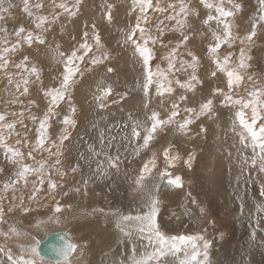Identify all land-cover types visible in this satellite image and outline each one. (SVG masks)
<instances>
[{
  "label": "rangeland",
  "instance_id": "rangeland-1",
  "mask_svg": "<svg viewBox=\"0 0 264 264\" xmlns=\"http://www.w3.org/2000/svg\"><path fill=\"white\" fill-rule=\"evenodd\" d=\"M250 1L251 5L256 7L251 6V8H248ZM257 2H259V0H150L151 6H145L142 11L141 5L143 4V0H27V12L25 11V0H3V2L0 3V16L3 17L2 19H0V113H4L5 118H8L11 112L15 111L16 117L14 119L12 118L10 121L13 125V133L18 136L20 135L21 137L27 136L25 134L26 131L24 130V128H22L21 124L27 121L31 122L30 119L33 120L34 118V120H36V122H39L40 124V120L42 121L46 115H48L49 117L47 125L45 127V136H43L44 144L42 146L38 142L41 137L38 140L33 141L35 144L29 143L30 139H28L29 142L26 139H21V142L19 140H10L7 134L4 132V128H8L7 125L9 123L3 124L2 121H0V139L3 140V142L0 143L7 148V150L2 149V151H0V247L2 248L0 249V264H23V260L21 259V257H23L24 260L34 258L29 248L35 246L37 240H39V238H42L45 232L65 227V222L67 220L66 214L68 213V210H70V212H80L84 214H91L94 212L97 214V216L100 215V217L103 219L102 221H105L107 225L110 222V220H107L109 218L116 219L118 217L121 219V217L124 216H143L149 212V202L153 198L149 200L148 204H145V206L148 208V211H145L141 214L132 212V208L139 207L141 206V204L143 205L142 200L139 197H136L137 187L131 186V184H129V182H134V180H132L133 178L128 180L126 176L123 177L120 175L119 177L118 175L114 177V172H112L107 167H102L103 170H100L99 173H96L98 175L96 179H99L102 184L104 183L103 186H100V188L98 187L99 185H96L95 187L87 186L86 188L88 190L93 189L90 190L91 193L86 192L83 185L75 186L72 188L71 194L72 198H74L72 204H61V199H57L58 197L55 198L51 196V191L53 190V181L52 178L49 177H56L60 173V162L65 157V148L62 150L60 147L65 146V140L68 141L72 136L71 127L73 126V123L66 124L64 123L63 118L68 117L70 120L74 121L71 111L72 109H74L77 112L78 107L76 109L74 104H76L77 102L79 103V101L76 102L75 99V103H73V99L67 94L68 92L71 93V89L73 88L74 83L78 81V79L79 81L76 84L80 82V79H84L89 73L93 71H95L97 75H100V72H97V68L100 65H104L105 67L103 75H106L109 69L112 71L111 67L119 68L120 66H122L123 68L127 69L130 64L129 60L124 58L116 59L117 54L119 55L120 53H122L124 56V48L126 46L133 47L134 51L132 50L130 54L132 56H135L137 54L136 57L138 58V62L143 66L140 67L141 75L139 77L141 82L138 80L140 84H143L142 88H145L146 86L150 87L152 85L157 87L159 90L155 93L158 96L156 98V101H160L161 109L165 110L164 104H167L169 108L166 114H162L159 110L154 109L153 106H150L148 104L149 118L146 119V122H151V126L152 123L155 122L153 119L154 113L158 114V119H161V117H163L164 120H167L172 112L175 111L178 114L173 117L171 124H173L174 128L179 132H188L191 127H194L196 135L202 134L204 129L202 128L201 123L206 118H210L206 122L208 133L213 134V131L217 129L218 122L214 119H211V117H215L218 114V112L215 110V106L212 105L210 111H206L204 114H201V106L203 105L202 101L204 97L202 98L201 102H192L191 99L187 97L188 93H195V90L201 88L202 86L211 85L209 81H206L203 79V77H200L201 73L203 72L202 57L200 56V54L202 52L204 53L203 49L200 48L201 46L205 48L208 55V60H210L214 64L215 75L219 76L217 77V81L221 86L217 89L221 91H217V89H215L214 91H212V93H218L219 98L221 99L220 103L226 108H233L236 113L241 110L244 111L245 118L249 122H251L252 106H246L247 101L252 99L264 101V48L259 47L262 43L258 42L257 37L259 35L257 30L254 29L257 25H264V20L261 19V17L264 16V11H262L261 7L264 8V5L262 6L259 2L258 8L260 10H258L256 5ZM61 3L65 4L66 8L59 7ZM182 4L185 8V11L183 12L181 11ZM209 4L213 6L208 7ZM237 4H239L241 7L236 8L235 5ZM89 7L95 9V12L91 17L85 13V10ZM219 7H223L226 12L231 11L233 15L221 16L220 12L218 11ZM123 10L128 12L130 16L126 15L128 16V18L126 19L125 23L123 20H120L121 22L119 23H115V20ZM209 16L213 17V19L209 20ZM239 16L248 19L247 23H249V28H244V21L238 20ZM137 23H139L140 28L144 29V32H141L140 29L136 28ZM21 28L24 29L23 32H20ZM73 28L78 29L76 34H73L69 30ZM88 28L95 30V32L92 35L89 34ZM100 28H102L104 31H101ZM43 30H48L46 31L48 35L46 34V32L44 33ZM57 30L59 33H57ZM18 32H20L19 35H17ZM55 32L57 33L56 35L63 40L57 41L58 37L53 36V33ZM173 32L174 35L171 34ZM253 32L255 33L254 35L252 34ZM67 33H69V35H66ZM63 34L65 35L63 36ZM129 35L132 36L131 40L128 39ZM29 36L32 37L31 43H29L28 41ZM97 36H99L100 38L99 43H97L96 41ZM249 36L251 37V39H247V37ZM40 40H43V43H41ZM133 40H135L136 43L140 44L141 46H143L144 41L147 40V47H149V49L151 50L152 57L147 65L144 63L143 57L140 56L139 51L136 47V43H133ZM197 42H201L199 44L200 46ZM85 43L90 46L89 50H85L81 47ZM114 45L117 47L115 48ZM216 45H219V47H217L216 51L213 52L211 49ZM71 48H73V50H71ZM122 48L123 51L120 52L119 50ZM6 49L7 51H5ZM40 50L42 52H40ZM74 51L76 52L78 57H83V59H73L72 63L69 64L68 57ZM207 51L210 53L208 54ZM241 52H243L244 55V66H241ZM35 53L37 54V56L35 55ZM50 53H53L56 57L51 56ZM211 53L213 55L216 54L214 58H210L209 55ZM42 57L43 61L41 60ZM93 60L97 62L93 63ZM59 65L61 68L59 67ZM221 65H223V67H221ZM69 67L77 69L72 79L69 81L68 85L70 86V88L69 86H67V90H70H66L64 92L63 99L61 98L58 100V102L53 104L50 93L55 90L63 89L61 88L63 85L62 81L64 80L62 78L63 76L65 77L67 75L66 73ZM33 68L36 69V72L32 71ZM48 70L49 72H47ZM229 71H232L234 73V76L232 77V80L234 82L231 85H229L230 78L227 75ZM149 72L152 73V82L150 84L148 82ZM235 75L241 76V80L236 82ZM182 76L189 78L195 76L196 79L192 80V83L184 82V93L180 95L174 94V88L171 85L168 88H171L172 91H166V89H168L167 84H171L173 82L172 78L178 80ZM25 81L27 83H25ZM159 82L161 83L159 84ZM188 84H191L192 87H187ZM162 86H164L165 88H161ZM25 88H27V92L24 91ZM100 88L103 91L106 90L103 89L104 87ZM164 91H166V93H163ZM254 91L257 92V97H253L251 95V93ZM113 92L114 89L111 88L110 93ZM245 93H249V95H246ZM40 95H45L46 97L40 98ZM169 95H173V100H169ZM174 95H176V99ZM185 97L190 100L189 102L191 104L188 103V100ZM228 97H231V100H229ZM236 100H242L245 103L237 104L235 103ZM42 101H44L46 104L45 110L41 117L39 116L38 110L41 108ZM69 101H71L72 103H69ZM30 105H33V107ZM173 105H176L177 107L174 108ZM62 106H67L65 111L69 110L70 114H62ZM257 107L258 109H260V116L256 120V128L258 131L260 125L264 124V104L258 103ZM33 108L35 111L33 110ZM53 108H55L57 112ZM50 109L53 113L49 112ZM89 109L91 108L89 107ZM187 109H194V111L189 112L187 111ZM59 113L61 114V117H59ZM120 114L109 119L110 122L104 118H96V122L101 120L104 121V123L99 126V131L101 132H96L98 134L99 140L102 138V141L100 140L102 144H104V142L106 144L110 136L114 137L115 133H117L116 135H121L122 131H124V128L130 119L128 118L127 113L125 114V112H123L122 115ZM37 118H39L40 120ZM189 119L192 120V123L187 124L182 128L181 125H184L185 121ZM114 122L115 124L113 126L112 123ZM51 124H55L59 128V134H57L53 139H50V135H48ZM105 124H108L109 126ZM167 125H158L156 131L153 133V138L150 140V142H157L163 134L164 128L167 127ZM101 127L104 129H101ZM105 129H107L108 131ZM66 131L67 133H65ZM65 134H67V139H62L63 135ZM82 136H84L83 131ZM22 143H24L25 146L28 145L31 148L30 150L35 153V156H39L42 152L43 170L44 167H48L50 163L56 167L55 170H58L56 172L47 171L48 179L45 181V183L47 182L46 188L40 185L42 184V181L39 177L41 174L40 171L37 170L36 167L32 168V164H34V155H31V153H29L30 150L28 149H25V153L22 154ZM250 145L252 148V143ZM164 146L165 148L163 149V147H161L157 153L153 151L151 157L146 162L142 163L144 160H139L141 158L134 161L135 166H138L135 174L136 181H140L141 175H143L142 181L148 180V182H154L151 188H153L154 197L155 199L159 200V203L161 197L167 192H177L187 185H190L194 188V193H192L193 196H191L192 201L190 203V208H187V202H183L177 206L180 209L179 217H177L174 213H171V215L170 213H168L169 215L165 214V219H184L182 217L184 209H190L188 211L193 210V212L196 214L195 218H190L191 220L198 219L200 220L199 222H202L201 219L207 218L209 223H211V221H216L214 214L209 213L207 216L205 215L206 204L204 203V200L201 196L205 195V193L198 184L200 176L198 162L196 161L198 160V152L191 150L187 155L181 154L178 150L179 146L177 144H173L172 142L166 143ZM10 147H13V149ZM9 149H12L13 151H9ZM42 149L44 150L41 151ZM170 149L172 150L170 151ZM166 150L168 152L167 157L164 156V152ZM139 151H141L140 148ZM13 152H18L20 153V155H14ZM49 153L50 155H48ZM189 157H192L190 166ZM153 160L155 162V167H153L149 163V161ZM57 161H59V163H57ZM256 161L259 162L258 158H256ZM164 162L168 165L165 168L162 167ZM11 164L13 168L11 167ZM145 164H149V171L147 173L144 172ZM181 164H183L185 169V172H182L183 175L173 170L177 169L179 166L181 167ZM24 166L28 167L30 173L26 172L25 174L27 175L20 177L18 174L20 171H23ZM169 168H171V171H169ZM15 169H18L19 171ZM186 169L190 173L188 177L184 176V174L186 173ZM161 172L163 173V175L161 174ZM64 173L67 172L64 171ZM165 173H168V175H164ZM106 174L108 175L106 176ZM258 174L259 178H261L262 173H259V170ZM162 176L166 177L163 178ZM176 176H180L182 178L181 187L168 183L169 179H174ZM33 178L34 182L29 181ZM111 178H114L111 182V184H113L114 186L108 184L111 181ZM126 180H128L129 182ZM27 185H30L31 189L33 188L32 186H34L31 191H26L28 194L24 191ZM42 185L44 186V184ZM59 187H61V185ZM43 189L45 193L41 199L42 201L40 202V205L45 215H41V217L37 215L33 216V218H36L34 221L24 223L28 224V233H21L16 226V222L22 221L26 214L38 209V203H35L33 200L29 202L26 198L34 197L35 195H37V192H40ZM114 191H116V193ZM124 191H127V193L131 192L129 193L131 196L127 193H124ZM262 191H264V187L262 186L260 187L255 185L252 189V192L255 196L260 194V198L262 196ZM120 196L122 197L120 198ZM105 198L108 200L105 201ZM38 199L40 198L38 197ZM117 199L121 201V204L125 206V209H131L125 210L121 208L124 207L121 204L112 203ZM134 199L137 204L133 202ZM197 199L198 201H196ZM130 200L132 204L130 203ZM262 200V204H264V195ZM107 202H110V204L112 203L113 206L108 205ZM32 203H34L35 205H33ZM27 204L32 206L26 207ZM58 205L61 209L60 212L55 211ZM17 206H21L22 208L20 207V209ZM201 208L204 209L203 213L200 211ZM259 212L261 211L257 210L255 215ZM156 216V218H158L159 220L163 219L162 213H158ZM238 216L239 215H237V217ZM20 217H23V219H20ZM263 219V216H258L259 223L253 227V225L249 224L251 216H248L247 214L238 223L234 224V236L241 235L238 239V242L240 246H244V248H242L239 245H236L235 247H237V253L244 252L246 255L249 254L250 256L249 258H246L245 255L244 260L236 261L237 263L264 264V230L259 227V224ZM134 220L135 219L128 221ZM191 220L188 221L186 219L183 223V227L187 226L190 229V232H188L187 235H197V233L201 231V235L209 245L210 242L208 241V239L213 235V232L207 229L200 230L199 228L196 229V231L193 230L191 228ZM45 222L48 225H46ZM88 222L89 220L84 221L83 223H72V225H80L84 223L86 224ZM198 225H201V223ZM166 227L169 228L171 227V225L168 224V226ZM67 229L70 233V229L68 227ZM30 230H33V232H31ZM175 235L176 234H173V236ZM26 237H31L28 238L30 240V243H27V241L24 240ZM198 243L203 246L204 241H198ZM203 250L204 248L201 247V256H203L204 254ZM85 255H87V253L83 254L84 257H86ZM179 257L180 253L174 255V261H176ZM35 258L37 259L38 264H58V262L51 263L47 262L46 260H39V258L37 257ZM83 261L84 260L73 262H59V264H82ZM156 262L158 261L154 260L150 262V264H155Z\"/></svg>",
  "mask_w": 264,
  "mask_h": 264
},
{
  "label": "bare ground",
  "instance_id": "bare-ground-1",
  "mask_svg": "<svg viewBox=\"0 0 264 264\" xmlns=\"http://www.w3.org/2000/svg\"><path fill=\"white\" fill-rule=\"evenodd\" d=\"M256 5L258 8L259 2H257ZM251 6L256 7V6L251 5V1H250L248 8L249 7L251 8ZM245 8H246V6H245ZM261 8H263V7H261ZM253 9H255V8H253ZM258 10H260V9L258 8ZM94 12H95V9H93L91 7L87 8L85 10V13L90 17L94 14ZM127 13L128 12L123 10L119 14L117 19L115 20V23L121 22L120 20H123L125 23L126 19L128 18V16H126V15H129V13L128 14ZM242 18L243 17L239 16L238 20L244 21L243 26H244V28H247L249 26V23H247L248 19H246V18L242 19ZM260 25L259 26L257 25V26H255V28L254 27L253 28L256 29L258 32V35H259L257 37L258 42L262 43L260 46L259 45L258 46L260 48H264V42H263L264 41V25H263V23H262L263 26H260ZM69 30L73 34H76V32L78 31L77 28H73V29H69ZM100 30L104 31L102 28H100ZM46 31H48V30H45L44 33ZM52 32H53V30H52ZM94 32H95V30L89 29V34L92 35ZM57 33H59L58 30H57ZM57 33L56 32L53 33V36H57L56 35ZM46 34H47V32H46ZM171 34L174 35V32ZM64 35L65 34H63V36ZM66 35H69V33H67ZM50 36H51V34H50ZM57 37H58L57 41L63 40L59 36H57ZM200 43H198V45ZM201 45H203V44H201ZM114 47L116 48L117 46L114 45ZM200 48H202L204 51V53L202 52L200 54V56L202 57V64H203V66H202L203 72L201 73L200 77H203L204 80L209 81L211 85L210 86H208V85L202 86L201 88L195 90V93H193V92L188 93L187 97L190 98L192 102H195V101L201 102L202 98L204 97L203 101H202L203 104L206 103L208 99H211L213 101L212 105L215 106V110L218 112V114L215 117H211V119H214L218 122L217 129L215 131H213V134H209L208 128L206 127V124H207L206 122L210 118H206L202 121L201 126L204 129V131L202 132V134H199V135L195 134L194 127H191V129L188 132H179L174 128L173 124L168 123V125L166 124L167 127L164 128V132L157 142H150L149 141V144L147 145V147L143 146L144 137L147 136L148 130L151 129V122H146V119L149 118L148 117V114H149L148 106L149 105L153 106L154 109L159 110L162 114H166V112L169 110V108H168L167 104H164L165 110L161 109L160 101H158V102L156 101V98L158 96L155 93L159 90L157 87L152 85L150 87L146 86L145 88H142L143 84L139 83V81H140L139 76L141 75L140 67H143V66L141 63L138 62V58L136 57L137 54L135 56H132L130 54V52L133 50V47L126 46L124 48L125 49L124 50L125 51L124 56L122 53H120L119 55L117 54L116 59L124 58V59L129 60L130 64H129V67L127 69L123 68L122 66H120L119 68L111 67L112 71L109 69L107 71L106 75H103V72L105 71V67H104V65H100L97 68V72H100V75H97L95 73V71L89 73L84 79H80V82L78 84H76L79 81V79H78V81L76 83H74V86L72 85L73 88L71 89V93L68 92L67 95H69L73 99V103H75V101L76 102L79 101V103L77 102L76 104H74L76 109L78 107L77 112H76V110L73 111V109L71 111L73 119H74L73 126L71 127L72 128V136L68 141L65 140V143H66L65 146L60 147L62 150L65 148L64 149L65 150L64 151L65 157L60 162L61 163L60 164V166H61L60 167V169H61L60 173L61 174L59 173L56 177H49V178H52V181L55 184V187L51 191L52 192L51 196L55 197V198L58 197L57 199H61V204L62 203L72 204V201L74 200V198H72V194H71L72 188L75 186H82L83 185L85 191L89 192V193H91L90 190H93V189L88 190L86 188L87 186H89V187L94 186L95 187L96 185H99L98 187L100 188V186H103L104 183L102 184L99 181V179H96L98 176L96 173H99L100 170H103V168L107 167L112 172H114V177L117 175L119 177V175H120L123 177L126 176L128 178V180H130L131 178H133L132 180H134L133 183L132 182L130 183L128 180H126V181H128L129 184H131V186L137 187L136 197H139L142 200L143 205L141 204V206H139V207H136V208L134 207L132 209L127 208V209L128 210L131 209L132 212H137L139 214H141L145 211H148V208L145 206V204L146 203L148 204L150 199H152V198L155 199L153 188H151L153 186L154 182L153 183H152V181L148 182V180H147V181H142L141 183H137L138 180L136 181L135 174H136L138 166H135L134 161L141 158L139 160H144L142 162V163H144L151 157L153 151L157 153L161 147H163V149L165 148L164 145L166 143L172 142L173 144H177L179 146L178 150L180 151L181 154L187 155V154H189V152L191 150L198 152V157H197L198 160H196L198 162V168H199V173H200L198 184H199V187L205 193V195H201L203 200H204V203L206 204L205 215L207 216L209 213L214 214L216 221H211V223H212L211 224L208 222L207 218L201 219L202 222H199L200 220H198V219L191 220L190 218L191 217L195 218L196 214L193 212V210L188 211L190 209H184V211L182 213V217L184 219H174L173 220V219H165L164 218L165 214L169 215L168 213H170V215H171V213H174V214H176L177 217H179L180 216V209L177 206L183 202H187L186 206H187V208H190V203L192 201L191 196H193L192 193H194V191H193L194 188L191 187L190 185H187L183 189L178 190L177 192H174V193H168L167 192L165 195H163L161 197L160 203L157 205V208H158L157 214L162 213L163 219L159 220L158 218H156V224L158 225L159 231L162 232L165 236H169V237L173 236V234L185 235L188 232H190L189 231L190 229L187 226L183 227V223L186 219L188 221L191 220L190 223H191V228L193 230L196 231V229L199 228L200 230L207 229V230L213 232V235L208 239V241L210 243H209L207 249L203 250L204 252L207 251V257H205L203 254V256L198 258V261L196 262V264H205V260H207V264H241V263H237L236 261L244 260V256L246 254L244 252H240V253L238 252L237 253V247H235V246L236 245L240 246L238 239L240 238L241 235L234 236V229H235L234 224L238 223L247 214H248V216H251V220L249 221L250 222L249 224L253 225V227L259 223L258 222V216H263V218H264V212H259L255 215V213L258 210L257 206L258 205H261V206L264 205V204H262L263 203V200H262L263 195L260 198V194L255 196L252 192V189L255 185L260 186V187L261 186L264 187V184H263L264 183V171H260L259 162L256 161L255 164L253 163L254 158H258L260 155L259 148L257 147L255 149V151H254L253 147L251 148L250 135L247 134L246 130H244L243 127L239 124L237 113L235 112V110L233 108H231V109L226 108L225 106H223L220 103L221 99L219 98V95L217 92L212 93V91H214L215 89H217L221 86L218 84V81H217V77H219V76L213 75L214 64L210 60H208V55L206 53L205 48L202 46ZM209 49H211V48H209ZM71 50H73V48H71ZM46 51H48V50H46ZM119 51L122 52L123 48L120 49ZM209 51H211V50H209ZM40 52H42V51L40 50ZM53 53H54V51H53ZM53 53H50V55L53 57H56ZM209 53L210 52H208V54ZM40 54H42V53H40ZM261 54H262V52H261ZM35 55L37 56L36 53H35ZM44 55H47V54H44ZM215 55H213L211 53L209 56H210V58H214ZM40 57H41V55H40ZM41 60L43 61V57L41 58ZM47 62H45V63H47ZM60 65H59V67H60ZM62 68H63V66H62ZM58 70H59V68H58ZM47 72H49V70ZM57 72H59V71H57ZM61 75H62V73H61ZM56 76H58V75H56ZM145 76H147V75H145ZM62 79H64V76ZM157 80H158V78H157ZM192 80H193L192 78L183 77V76L180 77L178 80H175L172 78L173 82L171 84L170 83L167 84L168 85L167 88L171 85L174 88V94L180 95V94L184 93V90H183L184 82L192 83ZM71 82H70V84H71ZM160 83L161 82H159V84ZM7 85H8V83H7ZM164 86H162L161 88H163ZM100 87H104L103 88L104 90L107 89L105 87L113 88L114 92L110 93L108 95H104L103 94L104 91L101 90ZM69 88H70V86H69ZM61 90H63V89H61ZM69 90L70 89H68L67 91H69ZM41 91H42V89H41ZM163 93H166V91H164ZM245 94L249 95V93H245ZM45 95H40V98H44L47 96V95L46 96ZM176 95H174L175 99L177 98ZM172 96L173 95H169V97H170L169 100H173ZM97 97H100V99H97ZM147 97H148V99H147ZM160 97H159V99H160ZM62 99H63V97H62ZM74 99H75V101H74ZM162 100H164V99H162ZM80 101H81V103H80ZM189 101L190 100H188V103H190ZM70 102L71 101H69V103ZM61 103H63V102H61ZM45 104L46 103L44 101H42L41 108L39 110L37 109L39 112V116L43 115V112L45 110ZM69 105H68V107H69ZM101 105H103V106L101 107ZM30 106L33 107V105H30ZM66 107L67 106L61 107L62 114H65V113L70 114L69 110L65 111ZM89 107L91 109H89ZM53 109H55V108H53ZM33 110H34V108H33ZM58 111H59V109H58ZM56 112H57V110H56ZM123 112H125V114L127 113V116L130 119L127 122V125L125 126L124 131H122L121 135H116L117 133H115V136H114V134H113L114 137L110 136L107 143L105 144V142H104V144H102V142H100V140L102 141V138L99 140L97 133L99 131V126L102 125V123H104V121L101 120V121L96 122V118L100 117V118H104V119L109 121V119L118 116L120 113L123 114ZM122 114H120V115H122ZM0 115H4V117H5L4 113H0ZM59 115H60L59 117H61L60 113H59ZM15 117H16L15 111H13V112H11V114L8 118H5V120L2 121V123L3 124H8V123L10 124L11 123L10 120L12 118L14 119ZM39 118H37V119H39ZM121 119H119V120H121ZM30 120H31V122L27 121V122L21 124L22 128H24V130L26 131V133H25L27 135L26 137H21L20 135L19 136L15 135V133H13V128L10 129V128H4L3 127L4 132L7 134L8 138L12 141L19 140L21 142V139H26L29 142L28 139H30L29 143L32 144V143H34L33 141H36L41 137V129H40L39 122H36V120H34V119L33 120L30 119ZM161 120H164V118L161 117ZM21 121H22V119H21ZM61 121H63V120H61ZM40 122H41V120H40ZM14 124H16V123H14ZM57 124H59V123H57ZM114 124H115V122L112 123L113 126H114ZM105 125H108V124H105ZM101 129H104V128L101 127ZM134 129L136 131L142 132V133H140L139 137H136L133 135ZM49 130L50 131H48V135H50V139L55 138L56 135L59 134V128L55 124H51ZM105 130H107V129H105ZM82 131L84 132V136H82ZM44 132H45V129L43 130V136H45ZM100 132L101 131H99V133ZM242 132L245 135V139H243V140L241 139V133ZM65 133H67V131ZM0 140H2V139H0ZM103 141H104V139H103ZM0 142H3V140ZM62 143H63V140H62ZM21 145H23L22 154L25 153V151H24L25 149H28V150L31 149L28 145L25 146L24 143H22ZM10 148L13 149V147H10ZM139 148L141 149V151H139ZM2 149L7 150L6 146H3V144L0 145V151H2ZM43 150L44 149H42L41 151H43ZM171 150L172 149H170V151ZM161 151H163V150H161ZM29 153H31V155H34V160H33L34 164H32V168L36 167L37 170H39L41 173L39 177L42 181V184H44V186L42 184H40V185L42 187L46 188L47 182L45 183V181L48 179V177H47L48 172L47 171L56 172L58 170H55L56 167L51 163L48 165V167H44V170H43L42 152L41 153L39 152L40 153L39 156H35V153H33V151H31V150L29 151ZM48 155H50V153ZM110 157L113 158V160L115 161L114 165H113L112 161L109 160ZM116 157H119V159L115 160ZM162 157H164V156H162ZM178 164H179V162H178ZM178 164H176V165H178ZM166 166H168V165H167V163L164 162L162 167L165 168ZM11 167H12V164H11ZM57 167H58V165H57ZM162 167H161V169H162ZM73 168H75L76 170L73 171ZM107 168H106V170H107ZM58 169H59V167H58ZM15 170H18V169H15ZM173 170H175L176 172H179L182 175H183L182 172H185L183 164H181V167L179 166L177 169H173ZM258 170H259V173H262L261 178H259ZM64 171H66L67 173H64ZM169 171H171V168H169ZM27 172H29V171H27ZM43 172H44V174H43ZM161 174L163 175L162 172H161ZM185 174H184L185 177H188L190 175V173L187 169H186ZM25 175H27V174H25ZM107 175L108 174H106V176ZM164 175H168V173H166ZM111 177H113V176H111ZM164 177H166V176H164ZM112 179H114V178H111V181L109 180L110 182L108 184H111ZM29 181L34 182V178L29 180ZM59 184L61 185V187H59L60 186ZM111 185L114 186L113 184H111ZM36 186H37V184H36ZM32 187L34 188V186H32ZM32 189H31L30 185H27L26 188L24 189V191H25V193H27L29 190L31 191ZM118 190H120V189H118ZM116 191H117V189H116ZM116 191H114V192L116 193ZM44 193H45V191L43 189L42 191L37 192L36 193L37 195H35L34 197L26 198L27 201H29V202L31 200H33L35 203H38V209L26 214L24 219H23V217H20V219H23V220L16 222V226L21 233H24V234L28 233V231H29V228L27 226L28 224H24V223H29L30 221H34L36 218H33V216L37 215V216L41 217V215H45V213H43L42 207L40 205V202L42 201L41 199L44 196ZM80 193H82V192H80ZM124 193H127V191H124ZM129 193H131V192H129ZM129 193H127V194H129ZM99 194H101V193H99ZM111 196H112V193H111ZM38 197L40 199H38ZM121 197L122 196H120V198ZM134 197H135V195H134ZM16 199H17V197H16ZM78 199H82V198H78ZM90 199H92V198H90ZM106 200H108V199L105 198V201ZM90 201H92V200H90ZM196 201H198V199ZM57 202H58V200H57ZM124 202H125V200H124ZM133 202L136 203L135 199L133 200ZM150 202H151V200H150ZM150 202H149V204H150ZM112 203L121 204V201L117 199L115 202H112ZM112 203L110 204V202H107L108 205L113 206ZM130 203H131V200H130ZM242 203H243V211H241V204ZM32 204L35 205L34 203H32ZM30 206H32V205H28V204L26 205V207H30ZM54 206H55V204H54ZM122 206H124V205H122ZM17 207L20 208L21 206H17ZM121 208L125 209V206L121 207ZM127 209H125V210H127ZM71 210H73V209H71ZM19 212H21V211H19ZM17 213H18V211H17ZM66 215H67V217H66L67 220L65 222L66 223L65 225L70 229L71 234L69 233L66 226L62 227L61 229H64L67 231V236L72 241V243L76 245V249L74 251V254L72 255V257L68 261L73 262V261L84 260L82 264H132L134 257L136 259H139L140 257H142L145 254V252L150 253L153 251V247L155 245V240L153 239L150 242L149 236H154V232L150 233L148 231H141L140 229L142 227H144V225L141 224L139 221H135V220L134 221H128V220L125 221V220H121L120 218L117 217L116 219H113V218L107 219V220H110L109 224L107 225L105 223V221H102L103 219L100 217V215L97 216V214L94 212L91 214H84V213H80V212H70V210H68V213ZM237 215H239V216L237 217ZM10 218H12V217H10ZM87 220H89V222L86 224L84 223V224H80V225H77V224L72 225V223H83L84 221H87ZM234 220H235V222H234ZM259 220H261V219H259ZM8 221H10V220H8ZM200 223H201V225H198ZM45 224H46V222H45ZM168 224L171 225V227H169V228L166 227V226H168ZM46 225H48V224H46ZM69 225H70V227H69ZM259 227L262 230H264V219L262 220V222H260ZM51 231H53V230H51ZM51 231L45 232L44 236ZM31 232H33V230ZM201 233L202 232L200 231L199 233H197V235H201ZM44 236L42 238H39V240H37L36 243L34 242L36 247L38 246V242L40 240H42L44 238ZM28 238H31V237H26L24 240H26L27 243H30V240ZM12 239H13V237H12ZM240 240H242V239H240ZM211 242H212V244H211ZM21 244H23V243H21ZM240 247L244 248V246H240ZM0 249H2V248L0 247ZM6 253H8V252H6ZM86 253H87V255H85L86 257H84L83 254H86ZM245 257L249 258L250 256H249V254H247ZM261 257H262V253H261ZM37 258H39V257H37ZM184 258H185L184 254L182 252L180 253V257L177 258L176 261H174V255L168 254L164 257H161L158 260V262H156L155 264H180L181 260H183ZM252 259H254V258H252ZM43 260H45V259L43 258ZM46 261L51 262L48 260H46ZM68 261H65V262H68ZM259 262H260V260H259ZM251 264H255V263H251Z\"/></svg>",
  "mask_w": 264,
  "mask_h": 264
},
{
  "label": "snow or ice",
  "instance_id": "snow-or-ice-1",
  "mask_svg": "<svg viewBox=\"0 0 264 264\" xmlns=\"http://www.w3.org/2000/svg\"><path fill=\"white\" fill-rule=\"evenodd\" d=\"M3 0H0V3H2ZM261 5H264V0H259ZM145 6L150 7L151 3L150 0H143V4L141 5V9L143 11V8ZM213 5L209 4L208 7H212ZM59 7L61 8H66V5L61 3L59 5ZM236 8H240L241 6L239 4L235 5ZM25 11H28V7H27V0H25ZM181 11H185V8L183 6V4L181 5ZM218 11L220 12L221 16H231L233 15V13L231 11L226 12L224 10L223 7H219ZM262 11H264V8H262ZM30 14V13H29ZM3 17L0 16V19H2ZM39 19H44V18H39ZM209 20L213 19V17L209 16L208 17ZM262 20H264V16L261 17ZM39 26V25H38ZM136 28L140 29L141 32H144V29L140 28L139 23H137ZM24 29L21 28L20 32H23ZM20 32L17 33V35L20 34ZM253 35L255 34L254 32L252 33ZM87 35V34H85ZM150 38V37H149ZM129 40L132 39V36L129 35L128 37ZM186 39V37H185ZM247 39H251V37H247ZM32 37L29 36L28 37V41L29 43H31ZM99 36L96 37V41L97 43H99ZM41 43H43V40H40ZM133 43H136L135 40H133ZM82 48H84L85 50H89L90 46L85 43L81 46ZM136 47L139 51L140 56L143 57V61L144 63L147 65L149 63V61L151 60V50L149 49V47H147V40L144 41V45L141 46L140 44L136 43ZM219 47V45H216L215 47H213L211 50L213 52L216 51V48ZM7 51V49L5 50ZM73 59H83V57H78L76 52H72V54L68 57V63L71 64ZM243 61H244V55L243 52H241V66L243 65ZM97 61L93 60V63H96ZM221 67H223V65H221ZM33 72H36V69L33 68L32 69ZM75 71H77V69L71 68L69 67L67 69V75L64 77L63 80V85L62 88L64 89L63 91L61 90H55L52 93H50L51 95V99H52V103L55 104L59 99H61L64 96V92L67 90V86L69 84V81L72 79ZM151 75L152 73L149 72V84L152 82L151 81ZM213 75H215V73H213ZM229 79V85H231L234 81L232 80V77L234 76V73L232 71H229L227 73ZM241 76L239 75H235V81L238 82L239 80H241ZM193 80L196 79L195 76L192 77ZM25 83H27L25 81ZM187 87L191 88L192 85L188 84ZM25 92H27V88L24 89ZM166 91H172L171 88L166 89ZM217 91H221L219 89H217ZM111 92V88H107L104 91V95H107ZM251 95L253 97H257V92H252ZM97 99H100V97H97ZM183 99V97H182ZM229 100H231V97H228ZM212 103L213 101L211 99H208L206 103H204L201 106V114H204L206 111H210L211 107H212ZM235 103L237 104H244L245 102L242 100H236ZM258 103L264 104V101H258L256 99H252V100H248L247 101V105H251L252 106V120L251 122H249L246 118H245V112L244 111H239L237 113V117L239 120V124L243 127L244 130H246L247 134H250L251 137V143H252V147L255 150L257 147L259 148V167H260V171H264V124L260 125L259 130L257 131L256 128V120L257 118L260 116V109H258L257 105ZM103 105H101L102 107ZM173 107H177L176 105H173ZM74 111V109H73ZM187 111L189 112H193L194 109H187ZM49 112H51V109L49 110ZM178 113L173 111L172 114L168 117L167 120H161L157 118L158 114H153V119H154V123L151 126V129L148 130L147 132V136L144 138L143 140V146L147 147V145L149 144V141L153 138V133L156 131L158 125L161 124H168L171 123L172 119L174 116H176ZM35 119V118H34ZM49 117L46 115L44 117V119L40 122V129H41V139L39 140V143L41 145L44 144V139H43V130L45 129L46 125H47V121H48ZM5 117L4 115H0V121H4ZM64 123L66 124H72L74 123V121L70 120L68 117L64 118ZM192 123V120H186L184 125H181V127H185L187 124ZM8 128H13L12 124H8L7 125ZM133 135L136 137H139L140 133L138 131H136L135 129L133 130ZM62 139H67V134H65ZM241 139H245V135L242 132L241 133ZM9 151H13L12 149H9ZM14 155H20V153L18 152H13ZM164 156L167 157L168 156V152L167 150L164 152ZM119 157H116L115 160H118ZM191 159L192 157H189V166L191 164ZM110 161H112L113 165L115 164V161L113 160V158H109ZM57 163H59V161H57ZM149 163L155 167V162L153 161H149ZM253 163H256V158H254ZM76 169L73 168V171H75ZM29 171L27 166H24L23 171L19 172V176L23 177L25 175V173ZM149 171V164H145L144 165V172L147 173ZM166 174V173H165ZM143 180V175H141V179L140 181H137V183H141ZM168 183L171 185H175L178 187L182 186V178L180 176H176L174 179H169ZM52 187H55V184H52ZM261 195H264V191H262ZM159 203L158 199H152L149 207H150V211L143 216H136V217H131V216H124L121 217L122 220H132L135 219L137 221H139L141 224L144 225V227H142L140 230L141 231H148V232H154V236H149V241L151 242L153 239L155 240V245L153 247V251L152 252H145V254L140 257L139 259H136L135 257L133 258V262L132 264H150V262L156 260L158 261L159 258L164 257L168 254H172V255H176L177 253H183L184 254V259L181 260L180 264H196V262L198 261V258L201 257V247H203L205 250L208 247V243L207 241L204 240V237L201 235H175V236H165L162 232L159 231L158 225L156 224V215L158 212V208L157 205ZM258 211L264 212V206L258 205L257 206ZM56 212H60L61 209L59 207V205L56 207L55 209ZM200 211L203 213L204 209L201 208ZM241 211H243V203L241 204ZM198 241H204L203 246H201ZM76 249V245L69 242L65 248L60 250V255L67 260L70 256V254ZM31 253L33 254L32 259H26L24 260L23 257H21V259L23 260V264H38V261L35 257H39V260H43V257L39 256V252L37 251V247L36 246H32L30 248ZM204 256L207 257V251L204 252ZM59 264V262H58ZM205 264H207V260H205Z\"/></svg>",
  "mask_w": 264,
  "mask_h": 264
},
{
  "label": "water",
  "instance_id": "water-1",
  "mask_svg": "<svg viewBox=\"0 0 264 264\" xmlns=\"http://www.w3.org/2000/svg\"><path fill=\"white\" fill-rule=\"evenodd\" d=\"M72 241L67 236V231L64 229H57L47 233L42 240L38 242L37 251L39 256L51 262H65L70 260L74 251L70 254L69 258L65 260L60 255V250L65 248L66 245Z\"/></svg>",
  "mask_w": 264,
  "mask_h": 264
}]
</instances>
